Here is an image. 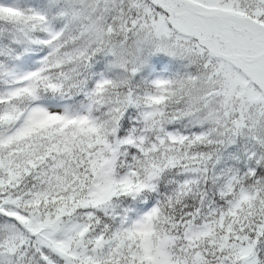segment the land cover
<instances>
[{
	"label": "snow or ice",
	"instance_id": "1",
	"mask_svg": "<svg viewBox=\"0 0 264 264\" xmlns=\"http://www.w3.org/2000/svg\"><path fill=\"white\" fill-rule=\"evenodd\" d=\"M0 264H264V0H0Z\"/></svg>",
	"mask_w": 264,
	"mask_h": 264
}]
</instances>
